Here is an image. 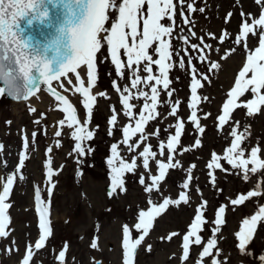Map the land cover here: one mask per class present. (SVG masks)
Listing matches in <instances>:
<instances>
[{
	"label": "rangeland",
	"instance_id": "374dc122",
	"mask_svg": "<svg viewBox=\"0 0 264 264\" xmlns=\"http://www.w3.org/2000/svg\"><path fill=\"white\" fill-rule=\"evenodd\" d=\"M176 2L173 50L187 49L188 55L180 52V55L185 59V69L176 66L170 71V87L175 90L170 99L173 102L179 100L181 103L176 117L168 115V107H158L160 115L146 125L145 130L147 133H152L158 129L159 135L150 136L147 143L151 144L153 150L157 152L159 160L167 162V151L165 150L164 156H160L159 144L167 142V138L174 134L177 120L182 119L185 128L177 146V153H181L185 147L194 145L197 138L201 140V146L188 152H182V154H174L175 159L180 161L181 167L168 170L165 180L159 185V191L154 190L151 194L144 191V186L139 183L140 176L144 175L149 184L151 181L148 178V171L142 167V161L138 160L139 166L136 171L127 173L123 177L125 190H117L109 195L111 169L107 161L111 156V145L119 144L122 140V128L133 124L134 121L122 114L118 94L113 89V80L117 79L114 66L110 61L102 62L103 56L107 55L106 49L99 54L101 59L97 61L98 78L92 91L93 94L105 92L109 99L98 97L94 105L88 124V128L94 131V138L86 142L91 148V152L84 157H78L73 152L74 142L70 138L72 130L68 129L66 125L63 128L59 126L58 121L66 114L60 111L63 105L55 99V95L54 99H49V102L39 100V103L43 105L41 108L32 105L28 100L11 102L5 95L0 97V176L14 173L21 152H24L27 157L20 173L23 179L15 180L6 201L10 204L7 212L10 220L7 229L9 235L6 238H0V264H21L22 257L26 252V245L34 244L38 239V216L34 200L36 187L40 188L42 199L45 202L50 201L48 204L49 219L54 228H52V235L46 242V246L42 250L34 252L32 264H60L55 256L63 249L65 243L67 249L70 248L77 252L74 258L67 256L66 264H95L97 260H101L102 264H113V258H117V262L120 261V264H123V226L127 224L133 232V238H137L138 233L135 232L133 225L138 222V212L148 209V199L158 204L165 197L177 199L181 191H185L189 195V203L170 206L154 220L149 235L137 250L138 252L145 247L144 250H146L147 246L151 245L153 254L149 256L148 261H146L147 257L144 259L134 257V264H149L150 262L152 264H182L180 260L182 235L186 233L194 219L195 209L204 201H207V204L201 211L207 223L200 233L203 240L206 242L211 237V229L215 227L212 223L215 211L220 205H225V224L217 233L218 248L221 252L220 259L226 264H259V252L264 253V222L258 224L253 240L247 247V251L251 255H244L238 251L235 232L239 230L243 219L255 214L259 206H264V171L250 174L249 180L245 181L242 174L232 169L223 159L220 160V163L222 168L227 171L210 170L207 168V164L211 161L213 153L223 157L224 150L230 146L232 137L229 136V132L236 121L240 123L239 131L247 128L250 133L241 145L248 149L245 157L247 158L252 147L259 145L261 148L259 157L264 159V107L251 117L246 114V109H236L232 113L229 123L221 130L217 128L219 123L217 117L222 114V105L227 99V92L234 85L235 76L246 61V53L240 46L234 44V37L238 34L242 22L241 13H245L244 18L250 22L252 17L258 18L262 6L257 5L255 0H185L183 11L191 20L190 25H185L180 15L181 6L178 0ZM187 3H192L197 11L189 13L186 7ZM199 9H203V12ZM229 13L232 15L229 22L226 23L225 19ZM162 22L165 25L170 23L167 19ZM106 26H110V24ZM189 29L195 33V36L190 35ZM224 31L229 34L230 38L221 44L213 36L219 37ZM209 34H213V36H209ZM185 36L189 39L188 44H184L182 39H179V37ZM198 37L203 38L206 44L212 46L211 49L204 50L208 59L203 62L198 59L200 53L193 51L190 47L191 44L199 45L201 43ZM248 45L254 50V47L258 45V40L250 37ZM234 47L236 48L235 52L228 55L227 59H223L222 57ZM188 59L192 60L191 67H194L198 74L208 75L210 79V82H203V88L197 91L198 96L208 97V100L201 101L196 109L200 124L205 128L202 135L198 134L188 121L191 112L187 106L190 99L191 82L190 67L187 65ZM173 60H178V57L174 55ZM210 62L219 63L220 67L209 72L207 69ZM80 72L86 80L85 71L81 69ZM69 76L75 83L74 75L70 73ZM61 82L65 83V87L68 88L67 92L59 87ZM118 83L123 86L127 80L118 81ZM52 86L58 87L56 91L69 99V102L77 110L78 119L83 121L86 110L82 107L79 94H74L71 86L67 85L63 78L61 81H54ZM40 88L46 95L51 93L47 91L46 85H41ZM251 98V93H246L244 97H241V100L246 101ZM167 99L169 98L166 94L161 93L160 100ZM133 103L136 105L133 111L138 118L142 101H133ZM111 106H115L120 115H118V124L113 135L109 136L108 120L112 115ZM31 109H36V111L32 112ZM205 114L210 115L205 119ZM20 118L24 122L21 121L20 124H17ZM36 120H40L39 125L35 123ZM45 121L46 123H44ZM57 130L62 132V136L59 138L55 136ZM34 131L37 133L35 140L32 137ZM24 136L29 141L27 149L23 148ZM57 140L60 141L59 147L56 146ZM142 147L143 145L137 151L142 150ZM49 148L52 149L51 153L47 151ZM120 150L126 160H130L136 154L127 152L123 145H120ZM48 160L51 161L50 166L54 172L52 177L54 187L51 197L47 191L50 185L44 166ZM192 165H195L191 173L193 179L188 189H182L180 185L185 181L187 169ZM150 171L153 175H158V169L153 161H150ZM209 171H212L215 176V187L210 181ZM257 183L261 184L262 195L260 197L252 198L240 206L230 204L231 199L254 190ZM83 215L86 216L90 227L92 224L97 228L95 232L82 231V228L87 226L82 219ZM77 232L81 233L80 240L75 238ZM171 232H178L180 235L172 240L166 239L161 243L164 248H159L157 239L167 237ZM107 238L110 241L105 245L103 239ZM93 240L97 241V249H92L90 246ZM200 250V247L192 246L191 256L196 258ZM80 254L82 256L79 258ZM160 255L162 256L159 257ZM186 264H194V261L189 260Z\"/></svg>",
	"mask_w": 264,
	"mask_h": 264
},
{
	"label": "snow or ice",
	"instance_id": "6c2138e0",
	"mask_svg": "<svg viewBox=\"0 0 264 264\" xmlns=\"http://www.w3.org/2000/svg\"><path fill=\"white\" fill-rule=\"evenodd\" d=\"M181 6L180 15L183 24L190 25L191 20L185 15L183 6L185 0H178ZM257 5H261V12L258 18L252 17L249 22L244 18L245 13H241L242 22L239 26L238 34L234 37V44L240 46L246 53V61L243 63L238 74L235 76L234 85L227 92V99L222 105V114L217 117L218 130L223 129L229 123L232 113L239 108L246 109V114L251 117L261 111L264 107V0H255ZM189 13L197 11L192 3H187ZM203 12V9H199ZM177 12L176 0H0V97L7 95L13 99L28 100L38 90L40 85H46L47 91L55 95L56 99L63 105L60 111L64 118L58 121L59 126L65 125L72 130L70 138L74 142L73 152L78 157H84L91 152L87 141L94 138V131L88 128L89 120L93 113L94 105L98 99H109L105 92L93 94V88L97 82L98 66L97 61L101 59L99 54L106 49L107 55L103 56L102 62H108L114 66L116 80H113V89L118 94L119 104L122 106V114L131 121L122 128V140L111 145V156L107 163L111 169V191L109 195L124 191V175L134 173L137 169L138 160L142 161V167L148 171V178L151 183L146 182L144 175L139 178V183L144 186V191L151 194L154 190L159 191V185L165 180L169 169L181 167L180 161L175 159L174 154L191 151L193 148L201 146V140L195 139L194 145L185 147L181 153H177V146L180 143L185 123L178 119L175 124L174 134L167 138V142L159 144V155L164 156L167 151V162L157 158V152L147 141L150 136H158L159 130L152 133L146 132V125L157 119L160 115L158 107L169 108L168 115L176 117L180 101H171L175 90L170 87V71L178 66L186 68L185 59L180 55L183 52L188 55L187 49L174 51L172 45L173 33L175 29V16ZM229 13L225 22L231 18ZM167 19L170 23L165 25L162 21ZM34 23H38L50 30L49 37L45 43L33 44V37L25 34L26 28H31ZM110 26H106L109 25ZM190 35L195 36L189 29ZM213 36V34H209ZM254 37L258 40V46L254 50L249 48L248 40ZM218 39L221 44L229 39V34L224 31ZM184 44L189 43L187 36L179 37ZM201 43L191 44V49L200 53L198 59L203 62L208 59L205 49L212 46L206 44L203 38H199ZM202 45V46H201ZM218 50V49H217ZM236 48L229 50L223 59L235 52ZM178 60H173V56ZM123 57V58H122ZM155 57V58H154ZM126 58V59H125ZM190 67V99L188 108L191 110L188 121L194 126L196 132L202 135L205 128L200 124L197 116V106L201 101H207L208 97H200L198 89L203 88V82H210L208 75L198 74L192 66V60H187ZM220 67L219 63L210 62L208 71L211 72ZM155 68V71H154ZM86 73V80L81 76L80 70ZM74 75L73 78L69 74ZM143 74V75H142ZM199 76V78H198ZM66 81L71 86L74 94H79L82 107L86 110L85 119H78L77 110L69 99L61 95L52 86L54 81ZM127 80L123 86L118 81ZM59 87L65 92L68 88L61 82ZM147 89V90H145ZM135 90V91H133ZM161 93L166 94L167 100H160ZM246 93H251L252 98L246 101L241 100ZM133 101H142L139 107L138 118L133 109L136 105ZM239 101V102H238ZM35 112L36 109H31ZM112 115L108 120V135H113V131L118 124V115L115 106L110 107ZM210 114H205L206 119ZM37 125L40 120H36ZM240 123L236 121L231 127L229 136L232 137L230 146L224 150L223 157L213 153L211 161L207 164L210 170L222 168L220 160L223 159L232 169L239 171L245 181L249 180L250 174H257L264 171V159H260L261 148L259 145L250 149L245 157L247 148L241 145L250 135L247 128L239 131ZM139 134V135H138ZM37 133H32L35 140ZM57 138L62 136L60 130L55 131ZM135 138V139H134ZM120 145L125 146L127 152L136 153L130 160H126L121 155ZM142 150L137 151L138 149ZM29 141L27 137L23 140V148L27 149ZM57 147L60 141L57 140ZM51 153L52 149L47 150ZM26 154L20 153L19 163L13 174L0 176V238L9 235L8 225L10 223L7 214L10 204L6 201L9 198L15 180L23 179L20 174L24 165ZM150 161H153L158 169V175H153L150 171ZM51 161L45 163L46 177L49 183L47 188L51 197L54 184L52 177L54 172L51 168ZM251 165V167H249ZM195 165L187 169L185 181L180 185L182 189H188L193 177L191 175ZM210 181L215 187V176L212 171L208 173ZM261 184L257 183L254 190L246 194H240L237 198L231 199L232 206L243 205L252 198L260 197ZM197 191L199 189L197 188ZM35 208L38 214V239L34 244L26 245L25 255L21 264H32L34 252L42 250L46 242L52 235L51 221L49 219V202L42 199L39 187L34 189ZM189 203V195L185 191L179 193L177 199L163 198L161 203H154L148 199L147 210H140L137 221L133 228L138 233L137 238H133V232L125 224L122 228V259L123 264H134V257L138 248L149 235V230L153 227V222L160 217L170 206H180ZM207 204L204 201L195 209L194 219L191 221L185 234L182 235L180 260L182 264L193 260L194 264H226L220 257L218 248L217 233L221 231V226L225 224L226 206L220 205L215 211V218L212 223L215 225L211 229V237L205 242L201 236L203 226L207 223L201 211ZM264 222V206H259L255 214L242 221L239 230L235 232L236 245L238 251L244 255H251L247 251L248 245L252 242L257 226ZM180 235L178 232H171L166 239L172 240ZM91 248L97 249L96 240L91 242ZM192 246L200 247L196 258L191 256ZM147 251H151V245L147 246ZM67 244L58 252L57 259L60 264H66ZM259 264H264V254L259 256Z\"/></svg>",
	"mask_w": 264,
	"mask_h": 264
},
{
	"label": "bare ground",
	"instance_id": "6f19581e",
	"mask_svg": "<svg viewBox=\"0 0 264 264\" xmlns=\"http://www.w3.org/2000/svg\"><path fill=\"white\" fill-rule=\"evenodd\" d=\"M53 87L55 88V86H53ZM55 89L57 90L58 87L55 88ZM53 96L54 95L52 93H49L48 95H46V93H44L43 90L40 89L33 97L28 99V102H31L32 105H36V107H40L41 108L43 105L39 103V100H41L42 102H49L50 101L49 99L53 98ZM52 104H54V103L52 102ZM21 121L24 122V120L22 118H20V120H19V122L17 124H20ZM44 123H46V121ZM24 138H25V136H24ZM87 204H89V203H87ZM82 219L84 220V224L87 225V226L82 228L83 232L90 233V231H91L93 233V232H95L97 230V228L95 226H93L92 224H91L92 227L89 226V224L87 222V218H86L85 215H83ZM51 225H52V228H54L52 222H51ZM80 235H81V233L80 234L78 232L75 233V238L77 240H80ZM108 241H110L108 238L107 239H103V242H104L105 245H106V243ZM164 241H166V237H160V239H157L156 242H157V244H159V248H164V246L161 244ZM145 248H143L142 250H139L136 253L135 258L144 259V258L147 257L146 261H148L149 260V256H151L153 254V251L152 250L151 251L144 250ZM76 253L77 252L75 250H72V249L69 248V249H67V252H66V258H67V256L74 258ZM57 256H58V254L55 256L56 259H57ZM81 256L82 255L80 254L79 258ZM161 256L162 255H160L159 257H161ZM113 264H120V261L117 262V258H113ZM149 264H152V263L150 262Z\"/></svg>",
	"mask_w": 264,
	"mask_h": 264
},
{
	"label": "water",
	"instance_id": "95a60500",
	"mask_svg": "<svg viewBox=\"0 0 264 264\" xmlns=\"http://www.w3.org/2000/svg\"><path fill=\"white\" fill-rule=\"evenodd\" d=\"M49 33L50 30L45 28L44 26L38 24V23H34V25L31 28H26L25 29V34L26 35H31L33 37L32 43L35 44H43L46 42V40L49 37ZM8 98L10 100H14V101H19V100H23L21 99H13L12 97ZM97 264H101L100 262H97Z\"/></svg>",
	"mask_w": 264,
	"mask_h": 264
},
{
	"label": "trees",
	"instance_id": "16d2710c",
	"mask_svg": "<svg viewBox=\"0 0 264 264\" xmlns=\"http://www.w3.org/2000/svg\"><path fill=\"white\" fill-rule=\"evenodd\" d=\"M262 254H264V253H262Z\"/></svg>",
	"mask_w": 264,
	"mask_h": 264
}]
</instances>
